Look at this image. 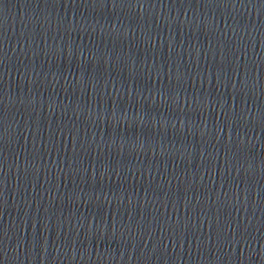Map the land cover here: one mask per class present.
<instances>
[{
    "label": "water",
    "instance_id": "obj_1",
    "mask_svg": "<svg viewBox=\"0 0 264 264\" xmlns=\"http://www.w3.org/2000/svg\"><path fill=\"white\" fill-rule=\"evenodd\" d=\"M0 264H264V0H0Z\"/></svg>",
    "mask_w": 264,
    "mask_h": 264
}]
</instances>
